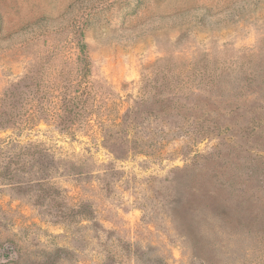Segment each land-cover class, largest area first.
I'll list each match as a JSON object with an SVG mask.
<instances>
[{
	"label": "rangeland",
	"instance_id": "rangeland-1",
	"mask_svg": "<svg viewBox=\"0 0 264 264\" xmlns=\"http://www.w3.org/2000/svg\"><path fill=\"white\" fill-rule=\"evenodd\" d=\"M263 44L264 0H0V264H264Z\"/></svg>",
	"mask_w": 264,
	"mask_h": 264
},
{
	"label": "trees",
	"instance_id": "trees-1",
	"mask_svg": "<svg viewBox=\"0 0 264 264\" xmlns=\"http://www.w3.org/2000/svg\"><path fill=\"white\" fill-rule=\"evenodd\" d=\"M85 43L78 44V48L80 50H84ZM262 51L259 52V55H256L251 60V66L248 71V73L244 74L243 77H245L243 80L247 81V87H245L248 90V93L253 94L258 99L262 100L264 102V44L261 46ZM209 79H207L206 83H212V87L209 89V91L214 95H220V96H236L233 90V86H228V82L226 81L225 77H222V74L218 75L212 74L209 75ZM229 80L234 83V80H231L229 77ZM68 89V88H67ZM75 92V91H74ZM70 91V93H74ZM78 95V94H77ZM65 97H68L66 99ZM64 98L67 102L65 105L62 104L64 112L67 114L69 112H72V108L74 105H72V97L70 94L67 93V96ZM64 101V102H65ZM59 124L62 125L64 128H68L71 125H74L75 121L70 119L69 117H63L58 119ZM74 121V122H73ZM236 189L234 188V191ZM242 194H237L235 196V203L238 211H241L243 213H246V217L248 215H251V222L249 221L247 226H249V230H254V232L259 234L262 238H264V210L261 213H254L251 211H247V206H244V200L241 198ZM239 214V213H238Z\"/></svg>",
	"mask_w": 264,
	"mask_h": 264
}]
</instances>
